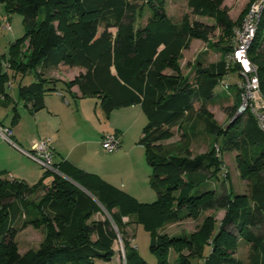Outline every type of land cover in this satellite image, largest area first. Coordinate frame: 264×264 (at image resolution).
<instances>
[{
	"label": "trees",
	"instance_id": "1",
	"mask_svg": "<svg viewBox=\"0 0 264 264\" xmlns=\"http://www.w3.org/2000/svg\"><path fill=\"white\" fill-rule=\"evenodd\" d=\"M137 1L140 0H0L7 21L18 14L25 28V34L10 45L8 54L0 56V106H8L2 105V100L10 99L8 89L13 83L18 99L13 105L14 122L20 117V103L35 114L45 108L47 95L70 93L75 98L72 89L76 86L84 97L98 99L107 117L116 110L140 105L147 117L141 144L151 168L150 187L157 195L154 203H141L72 165L67 171L64 164H55L58 173L43 169L45 178L53 176L50 184L40 181L30 185L7 178L0 171V264H96L97 261L148 264L138 254L135 242H130L124 218L136 216L137 225L176 224L218 210H226L227 217L215 235V221L206 218L195 235L153 238L150 249L158 258L157 264H171V251L179 255L177 264H245L228 253L227 247H232L234 240L227 230L231 226L251 245L248 264H264V237L253 232L264 222V132L258 128L256 119L249 112L239 116L225 128L221 146H216L217 152V148L224 150L233 143L230 147L238 154L242 177H248L254 186V206L247 196L235 197L229 192L219 197L205 189L210 178L219 179L223 172L224 162L214 150L190 160L160 154L155 146L169 128L194 111L196 103L211 99L217 85L222 88V82L231 75H236L238 81L241 79L240 64H230L228 57L236 47V28L232 33L228 30L225 57L198 70L195 83L188 78L168 77L165 73L175 67L190 46L186 28L168 21L164 0H144L154 18L136 28ZM204 1L191 3L198 13L208 12L221 25L228 26L218 10L223 0H215L212 8ZM102 26L116 28L115 38L107 30L100 34ZM249 58L258 68L264 96V10ZM62 65L84 69L85 74L73 83L49 81L40 76V70ZM235 87V102L241 106V91L237 83ZM242 117L246 122L237 130L233 126H238ZM204 125L209 134H216L217 127L209 119ZM45 186L49 187V193L37 207L27 202ZM101 207L109 218L91 221ZM23 208L28 213H39L40 218L33 222L45 226L48 233L47 245L32 256L22 255L17 243ZM114 209L118 212H113ZM55 223L58 230L53 227ZM120 238L125 246V260L120 256L117 261L116 245ZM184 249L189 251L187 257L181 255Z\"/></svg>",
	"mask_w": 264,
	"mask_h": 264
},
{
	"label": "rangeland",
	"instance_id": "2",
	"mask_svg": "<svg viewBox=\"0 0 264 264\" xmlns=\"http://www.w3.org/2000/svg\"><path fill=\"white\" fill-rule=\"evenodd\" d=\"M164 1L168 21L176 27L184 26L190 38V46L183 51L182 59L177 61L175 67L169 69L165 74L173 78H188L190 82L195 83L198 70L206 69L209 65L217 63L225 57L223 50L224 47H227L229 44L230 32L232 33L235 28L236 31L240 28L239 26L243 24L244 18L254 0H223V4L218 10L221 15H224L225 23L228 24V26L221 25L217 18L212 17L208 12L198 13L195 10L196 8L192 6V0ZM214 1L215 0H205L204 3L206 4L209 2L207 5L212 8V3H214ZM149 8V5L144 0L137 1L136 13H134L136 28H138V26H145L151 18H154L153 11ZM204 9L206 10L207 7ZM10 21L12 27L9 32H6V38L14 37L15 34L16 36L14 38H21L25 34L23 18L18 14H13L11 15ZM106 30L111 34L112 38H115L117 35V29L114 27L107 29L102 26L99 32L103 34ZM228 30L230 31L229 33ZM26 46H29V41L26 42ZM84 74V69L70 65H62L57 69L40 70V76L46 80H62L68 83L79 80ZM227 82L230 85V91L226 92L220 85H217L213 90V97L211 99L206 100L203 104L196 103L194 111L191 114H187L173 127L169 128L166 136L161 140H157L155 146L160 151V154L181 156L190 160L207 155L208 152L214 150L215 155L218 153V155L221 156V160L224 162L223 172L220 173L219 179L210 178L205 189L216 192L219 197L227 196L229 192L235 197L247 196L249 204L254 206V186L251 184L248 177L247 179L242 177L243 175L238 163V154L236 150L230 147L233 143L227 145L224 150H219V148H217L216 152V146H221L223 143L224 136L222 138V133L225 131V128L240 114V104L238 105L235 102L236 87L234 86V84L238 82V78L236 75H231ZM15 86L16 85L13 83V87ZM3 113L4 110L0 109V119ZM241 115L242 114L239 116L241 117ZM206 119H209L215 124L217 127L216 134L211 135L205 129L204 122ZM245 122L246 118H243L238 126H232L237 130H241ZM149 175H151V168ZM52 177L53 176H50L49 179ZM67 180L71 182L74 187L82 189L77 183L69 179ZM151 192L153 200L150 198L149 201L141 203L152 204L157 200L156 193L153 190ZM48 193L49 187H42L38 189L33 196L29 197L27 202H31L34 207H37V204L40 203L42 199L46 198ZM22 211L24 215L19 223L20 232L17 236V243L22 255L32 256L47 245L49 241L48 233L45 226L33 222L40 218L39 213H28L25 208H23ZM113 212H118V210L114 209ZM226 217V210H218L210 211L201 217L188 219L176 224H158L150 222L149 225H145L144 223L137 225L138 220L136 216L126 217L123 219V222L128 238L132 244L135 242V247L140 257L148 264H157L158 258L150 249L153 238L170 239L179 236L195 235L199 231L198 228L204 224L206 218H212L215 221V235L216 231H218L220 226L224 223ZM104 218H109V214L101 207V210L95 213L91 221H99ZM53 227L55 230H58L56 223ZM227 230L234 237V240H231V245L233 246L230 248L227 247L228 253L232 254V257L235 259L248 264L251 255V245L239 236V233L234 227H227ZM253 232L264 237V222L257 226ZM124 248L123 239L120 238L116 245V250L119 252L117 261H119L120 256L125 260ZM181 255L187 257L189 251L184 249ZM178 256L179 255L171 251V255L169 256L170 263L177 264L176 258ZM96 264L102 263L97 261ZM194 264H196V262H194Z\"/></svg>",
	"mask_w": 264,
	"mask_h": 264
},
{
	"label": "crops",
	"instance_id": "3",
	"mask_svg": "<svg viewBox=\"0 0 264 264\" xmlns=\"http://www.w3.org/2000/svg\"><path fill=\"white\" fill-rule=\"evenodd\" d=\"M7 19L4 6L0 4V56L7 55L10 45L19 38H6L2 28ZM11 17L8 20L11 25ZM12 27V26H11ZM33 78H29V83ZM237 83V82H236ZM236 83L234 86H236ZM9 100H2L4 110L0 129L12 127V141L24 151L30 152L34 144L43 138H50L55 149L56 164L70 165L93 174L112 186L130 194L140 202L153 200L150 187V168L146 151L141 144L147 117L140 105L122 108L106 116L100 101L84 97L79 87L72 94L61 96L53 93L45 97V108L31 114L23 103L18 105V122L13 120V105L17 89H9ZM107 133H116L121 139L117 153H106L101 141ZM0 171L12 180L26 181L30 185L50 184L52 178H45V171L18 148L4 140L0 133ZM64 176V175H63Z\"/></svg>",
	"mask_w": 264,
	"mask_h": 264
},
{
	"label": "built area",
	"instance_id": "4",
	"mask_svg": "<svg viewBox=\"0 0 264 264\" xmlns=\"http://www.w3.org/2000/svg\"><path fill=\"white\" fill-rule=\"evenodd\" d=\"M264 10V0H254L244 18L243 24L235 32L236 47L234 53L229 57V63H238L241 66V79L237 82V87L241 91L240 114L249 112L255 119L258 128L264 132V96L260 88L258 78V68L249 58V50L255 39L257 28ZM3 29L10 31L11 25L7 19L3 22ZM222 89L228 91L230 85L227 81L222 82ZM4 140L15 148H18L28 158L34 161L44 170L58 173L55 167V149L50 138H43L37 141L32 151L27 152L18 147L12 141L13 132L9 129H0ZM102 148L106 153H117L121 149V139L116 133H107L102 141Z\"/></svg>",
	"mask_w": 264,
	"mask_h": 264
},
{
	"label": "water",
	"instance_id": "5",
	"mask_svg": "<svg viewBox=\"0 0 264 264\" xmlns=\"http://www.w3.org/2000/svg\"><path fill=\"white\" fill-rule=\"evenodd\" d=\"M240 115V114H239ZM239 115L238 116H236L235 118H234V120L231 122V123H234L237 119H238V117H239ZM230 125H227V127L226 128H228Z\"/></svg>",
	"mask_w": 264,
	"mask_h": 264
}]
</instances>
